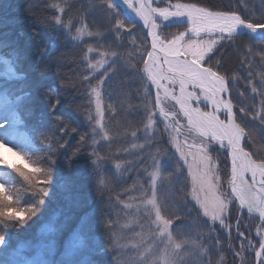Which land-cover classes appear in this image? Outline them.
<instances>
[{
  "label": "snow or ice",
  "instance_id": "snow-or-ice-1",
  "mask_svg": "<svg viewBox=\"0 0 264 264\" xmlns=\"http://www.w3.org/2000/svg\"><path fill=\"white\" fill-rule=\"evenodd\" d=\"M121 2L142 21L147 31H137L136 22L119 9L117 0L91 4L90 10H101L108 17L107 32L118 42L121 37L130 38L133 50L102 51L99 42L96 47L84 44L81 74L73 86L77 91L83 90L87 103L94 106L95 115H88L94 121L92 133H103L102 139L109 143L101 147L109 151L118 137L130 135L139 139L141 125L145 130L163 126L158 134L146 136L145 143L131 145L146 148L137 159L147 172L143 159L151 154L152 168L147 186L140 180V170L135 166L131 169L136 178L124 192L136 190L139 185V196L129 197L135 204L122 200L116 193L108 197L103 207H93L84 196L77 195L70 204L68 220H77L78 227L86 233L99 230L114 254L109 264H224L225 245L232 253V264L237 261L245 264L249 247L253 264H264V47L259 51L255 47L242 48L238 53V69L232 75L221 71L223 62L218 55L225 42H231L235 48L234 37L243 34L242 29L251 33L264 30V0H259L258 9L244 4L241 10L231 5L221 10L211 3L184 0ZM44 7L55 10L51 17L40 21L49 29H67L69 34L75 30L77 41L85 35H99L88 31L83 12L73 15L74 5L69 0ZM74 21H79L82 27L77 28ZM173 26H177L176 31H165ZM121 46L122 42L117 44V48ZM39 52L42 55L43 50ZM93 52L101 58L95 60L89 55ZM137 55L139 61L133 63L131 58ZM56 59L39 63L35 67L36 75L29 80L31 111L37 125L44 123L46 115L53 119L52 130L38 133L44 141H50L44 155L49 163L35 160L28 170L0 157V165L11 167L23 176L28 185L24 191L32 193V199L22 205L23 193L13 192L7 181L0 179V251L10 248L13 235L10 230L23 229L42 214L46 202L56 193L57 159L68 146L63 137L78 131L57 114L61 96L46 92L48 86L43 77L55 67ZM122 67L130 69L140 80L137 91L141 101L136 106L142 109L139 121L134 117H119L115 108L106 120V110L111 107L105 104V95H111L108 81ZM233 81L238 84L242 81V86L234 89ZM41 97L47 100V113L38 107ZM166 101L172 102L174 111L166 110ZM113 120L121 125L115 135L108 128ZM20 123L17 111L8 108L0 111V137H3L0 143L4 139L11 143ZM89 135L79 134L71 156L66 159L87 151ZM97 143L93 138L92 155L100 160ZM219 149H224L223 157ZM116 167H120L119 162ZM225 181L227 195L222 191ZM168 190H175V199H169ZM117 204L135 209L131 219L119 227L111 215ZM217 227L225 230V239L220 238ZM253 228L259 238L255 242L251 238ZM122 232L130 233L123 245L119 244L124 239ZM233 232L238 244L233 242ZM81 242L78 239L60 259H56L51 246H41L31 258L10 249V259L12 264H77L76 252ZM214 255L218 259L214 260Z\"/></svg>",
  "mask_w": 264,
  "mask_h": 264
},
{
  "label": "trees",
  "instance_id": "trees-1",
  "mask_svg": "<svg viewBox=\"0 0 264 264\" xmlns=\"http://www.w3.org/2000/svg\"><path fill=\"white\" fill-rule=\"evenodd\" d=\"M26 1H28V5L31 4L35 6L39 4L51 5L55 3V0ZM100 1L102 0H69V2L74 5L73 15H78L79 12H83L90 32L98 33L99 35L97 36L86 37L81 41H77L74 39V30L71 34L68 33L67 29L53 31L49 29L46 24L40 23L41 20L45 19V15L42 12H38L34 17L32 16L33 18L30 25L34 30L28 39L24 38L18 40L16 37L13 38V36H15L13 32H9L13 36L7 34V36H10L7 40L11 45H14V49L23 59L25 55H27L26 50H24V47H26L25 44H30V46H28V51L36 56V66L39 63H47L52 61L53 58H57L55 60V67L43 77L48 86L46 92L51 96H56L57 94L61 96L62 103L56 110L57 114L65 117L66 120L70 122L71 126L78 130L76 133H71L69 136L63 137L68 141V146L61 150L57 159V190L52 198L46 202L42 214L34 218L33 221L23 229L10 230L13 232L11 238H14L16 243L20 241L19 244L22 246L26 245L27 252L31 256H34L40 251L41 246H51L55 250L56 259H60L67 248H70L78 239H82L81 246L76 252L77 264H93L91 258L95 260V264H106V255H111L108 253V251L111 252V247L107 246L108 242L106 238L99 234V230L96 233H86L82 228L78 227L77 220L69 221L70 204L77 195H82L90 202L91 206L103 207L104 204L107 203L108 197L110 195L114 196L116 193L121 195L122 200L134 204L133 200H129V197L139 196V185H137L136 190H130L127 193L124 192V189L131 188L133 180L136 178V173L131 171V169L135 166V168L140 170V180L145 186H147L148 173L152 171L150 166L151 160L149 159L151 154L144 156L143 163L145 167H147V172H145L144 169L140 167L141 161L138 160L137 157L146 151L131 147L132 144H138L140 142L145 131L143 125H141V132L138 133L139 139L131 138L130 135L121 136L112 141V148L110 151L106 147H101L102 145H107L109 141L102 139V135L100 134L92 133L94 121H90L88 115L90 113L94 115V106L87 103V97L84 95L83 90L77 91V88L73 86L81 74V57L83 56V51H86V49H84V44L96 47L97 42H99V44L103 46L101 49L102 51L120 50L130 52L133 50V45L129 44V42H131L129 38L121 37V41L118 42L111 33L107 32L108 17L103 11L97 9L90 10L91 4ZM209 1L207 0L206 2L209 3ZM214 2L219 3L222 8H225L226 5L235 6L236 10L243 9L244 4H248L250 7L255 6L257 9L259 8V0H214ZM49 8L50 9L46 8L48 10L47 17H51L55 12L54 9L51 7ZM101 17H104V19L102 20ZM22 22L24 23L25 21L23 20ZM78 22L79 21H75L76 27L78 26ZM136 28L137 31L143 29L138 23H136ZM17 38L19 37L17 36ZM15 41L17 42L15 43ZM256 41L261 43V49L263 43L258 40V38L247 39L244 43H255ZM121 42L122 46L117 48V44ZM137 43L139 44L140 41L138 40ZM6 47L8 48L7 45ZM41 49L43 50L42 55L39 52ZM140 51H143V49L141 48ZM89 55L95 60L101 58L96 53H90ZM27 57L29 56L27 55ZM131 59L133 63L138 62L139 56H134ZM108 85L111 95H105V104L106 106L111 105V107L106 110V120L107 117L111 115L112 108H115L119 117H134L139 121L140 113H142V109L136 108L141 101V94L137 91L140 89L139 78L133 76L130 69L122 67L119 68L116 75L108 81ZM29 89L30 92H28L24 98L25 102H29L32 97V90L31 88ZM46 105L47 100L41 97L38 102V107L47 113ZM26 115L29 117L26 121V125L30 138L39 145V147L43 146L41 152L37 155V159H39L41 163L47 164L49 160L48 157L44 155L48 151L46 144L50 143V141H44L38 136V133L40 131L52 130L53 119L51 116L46 115L44 123L42 125H37L36 119L32 115L30 109L29 111L27 110ZM144 123H147V121L145 120ZM162 126V124L157 126V133ZM108 128L110 134L115 135L121 130V125L113 120L109 123ZM56 131L58 132V129ZM85 132L90 134L86 141L89 146L87 151L82 152L77 157L66 159L71 156V149L79 140V134ZM93 138L98 142L95 148L101 157L100 160H97L96 156L92 155ZM165 147H167V145H165ZM121 148H127L128 151H120ZM108 157H111V159ZM117 162L120 163L119 168L116 167ZM170 170L169 168V171ZM163 183L167 184V181L164 180ZM27 187L28 185L24 190ZM189 190L190 186L188 188V191ZM24 192L25 195L32 198V193ZM161 192L164 194L165 189L162 188ZM167 195L170 200H173L176 197V192L175 190H168ZM134 212L135 209H126L122 204H117L116 207L111 209L112 218L117 219L118 227L130 220L131 214ZM126 213L128 215H126ZM48 226L50 227L47 230ZM217 233L222 240L226 238L224 229L217 227ZM234 234L233 232V237ZM120 235L123 236L124 239L119 240V244H125L130 233L122 232ZM234 239L235 242H238L235 237ZM105 248H107L106 251H101V249ZM224 254L226 257L224 264H232V253L228 251L226 245ZM88 257L91 258L88 259ZM213 259L216 260L218 257L214 255ZM108 261L110 262V260Z\"/></svg>",
  "mask_w": 264,
  "mask_h": 264
},
{
  "label": "rangeland",
  "instance_id": "rangeland-1",
  "mask_svg": "<svg viewBox=\"0 0 264 264\" xmlns=\"http://www.w3.org/2000/svg\"><path fill=\"white\" fill-rule=\"evenodd\" d=\"M206 1L207 0H184V2L201 3L204 5H208L209 3H211L221 10H227L226 8H222L219 5V3L214 2V0L211 1L208 0L209 3ZM216 1H220V0H216ZM27 2L28 1L26 0H0V109L2 111L5 110L6 108L15 110L17 111V113L21 118V123L18 126V132L16 135H14L11 138L12 142L9 143L7 139H4V142L0 147V157H4L7 160L11 161L13 164H17L28 170H31V167L33 166L32 161L39 160L37 159V155L41 152V149L43 147V146L39 147V145H37L30 138L28 134L26 121L29 117L26 115V113L27 110L28 111L29 109L31 110L32 101L31 100L29 102L26 101L27 102L26 104L24 100L25 96L28 94V92H30L29 89L30 76L36 75L35 72L36 56L32 54L30 51H28L29 50L28 46H30V44H25L26 47H24V50H26V54L29 56L28 62L25 63V58L23 59L22 56L19 53H17V51L14 49V45H11L10 42L7 40V38L10 37L7 36V34H10L9 32H13L14 33L13 35L15 36H13L12 34L10 35H12L13 38L16 37V39L18 40L24 38L28 39L34 30L30 25L32 22V18L36 16L38 12H42L45 15V18L47 17L46 15H48L47 12L48 10L44 7V4H39L36 6L29 4L31 5V10L26 11V9H28L29 7ZM62 2L63 0H55V3H62ZM101 2L102 1L95 4H100ZM47 8L50 9L49 7ZM101 18L102 20L104 19V17ZM23 20L25 21L24 23L22 22ZM84 23L86 24L87 22L84 20ZM79 27H82V24L80 22H78L77 28ZM87 29L88 31H90L88 26ZM176 30H177V26H173L169 29H165V31H176ZM181 30L183 29L181 28ZM242 33L243 34H239L234 37L236 41L235 48L232 47L231 42H225L224 48L221 49L220 54H218L222 58V62H223V67L221 68V71H227L229 75H232L233 71L238 69V63H237L238 53L242 48L255 47L257 51L260 50V46H261L260 42L256 41L255 43L246 44L244 43L245 40L258 38V40H260L263 43V47H264V38L255 37L247 31H244ZM17 36L19 38H17ZM86 37L88 36L85 35L82 39ZM16 42L17 41H15V43ZM22 42L25 43L24 41ZM129 44H131V42H129ZM6 45L8 46V48L6 47ZM241 75H243V73H241ZM232 84H233L232 87L234 89L236 87L242 86V82L238 84L236 81H233ZM165 108L166 110H171V111L175 110L174 105L170 101L165 102ZM156 131H157V127L155 129L145 130L138 144L145 143L146 136H151L154 134V132L158 134ZM99 134L103 135V133H99ZM0 138L3 139V137ZM141 150L146 151V148ZM219 151L223 157L224 149H219ZM221 175L223 176V173H221ZM0 179L6 180L8 188L11 189L13 192L19 191L23 193L21 197L22 205L26 200L32 199L31 197L25 195L24 192V188L27 186V181L24 179L23 176L15 172L14 169H12L11 167H5L3 165H0ZM190 191H191V186L189 192ZM222 191L225 195H227L228 190L226 186V181H225V187ZM133 202L135 204V201ZM49 227L50 226L47 227V230L49 229ZM254 233H255V229L253 228L251 233V238L253 242L259 239L254 235ZM234 237L236 238L235 234ZM234 237H233V242L238 244L239 241L236 240L238 242H235ZM19 242L16 243V240L14 238H11L10 248L0 251V264H12V259H10V249H17L21 251L26 258L33 257V255L31 256L27 252L26 245L22 246L21 244H19ZM121 245H123V243ZM236 250H239V248H237ZM108 253H110L111 255H106L107 256L106 264H109L108 260H110L112 255H114L112 253V250L111 252L108 251ZM245 255L247 257L245 260V264H253L254 257L251 254L250 247L246 251ZM90 258L91 257H88V259ZM91 262L95 264V260L92 258H91Z\"/></svg>",
  "mask_w": 264,
  "mask_h": 264
},
{
  "label": "water",
  "instance_id": "water-1",
  "mask_svg": "<svg viewBox=\"0 0 264 264\" xmlns=\"http://www.w3.org/2000/svg\"><path fill=\"white\" fill-rule=\"evenodd\" d=\"M117 4H118V6L123 10V12H124V14L127 16V18H129V19H131V20H133V21H135V22H138V23H141L142 24V22L138 19V18H136L135 16H133L132 14H130L129 12H127L126 10H125V7L123 6V4L119 1V0H117ZM142 26H143V24H142ZM145 31H147V29H144ZM244 31H247V32H249V33H251L249 30H247V29H242L241 30V32H244ZM253 36H255V37H260V38H264V30H261V31H259V32H257V33H251Z\"/></svg>",
  "mask_w": 264,
  "mask_h": 264
},
{
  "label": "bare ground",
  "instance_id": "bare-ground-1",
  "mask_svg": "<svg viewBox=\"0 0 264 264\" xmlns=\"http://www.w3.org/2000/svg\"><path fill=\"white\" fill-rule=\"evenodd\" d=\"M120 2H121V0H119ZM122 3V2H121ZM123 4V3H122ZM123 6L125 7V9H126V11H128L130 14H132L133 16H135L132 12H131V10H129V9H127L126 8V6L123 4ZM136 17V16H135ZM136 18H138V17H136ZM139 19V18H138ZM0 111H2L1 109H0ZM1 139V138H0ZM2 146V143H0V147Z\"/></svg>",
  "mask_w": 264,
  "mask_h": 264
}]
</instances>
